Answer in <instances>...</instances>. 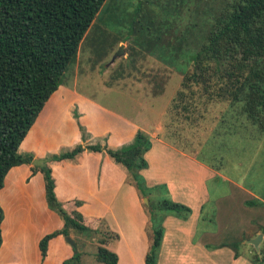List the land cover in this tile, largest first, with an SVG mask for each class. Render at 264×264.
Listing matches in <instances>:
<instances>
[{
    "label": "crops",
    "instance_id": "obj_1",
    "mask_svg": "<svg viewBox=\"0 0 264 264\" xmlns=\"http://www.w3.org/2000/svg\"><path fill=\"white\" fill-rule=\"evenodd\" d=\"M182 100L184 106L185 97ZM215 105L217 104H213V109L221 107ZM229 111L227 107L224 113ZM74 112H77L79 124L90 136L88 143L106 137L107 145L117 148L130 142L138 130L147 133L152 146L145 154L148 167L142 171L146 185L149 188L167 186L173 202L190 208L191 214L187 219L180 222L169 216L164 221L165 234L156 264H173L179 261L184 264H218L213 254L216 241L211 246L208 241L203 240L207 231H203L196 238L198 224L203 221L206 197L201 192L191 191L189 194L197 197V200L189 202L186 199L179 200L176 195L179 188H183L180 190L182 193L195 183L194 170L203 175L199 182L202 188L208 178H223L230 184V195L227 197L231 199V203L227 205L226 202L222 217L230 214L232 207L234 210L238 207L239 211L234 212L232 222L227 218L219 219V223H223L219 233L220 236L222 232L233 236L236 245L244 246L247 253V256H236L233 264H252L250 258L253 253L264 252V210L255 207L256 211L252 212L254 207L248 205L250 200H254L255 206L259 202L264 205V199L249 187L241 185V180L227 179L219 167L216 168L201 159L202 149L207 146L203 142L192 143L190 135L193 124L186 116L183 117L185 126L180 132H173L170 137H160L158 133L163 129L160 127L163 109L158 114V123L154 130L150 131L147 130L144 118L128 119L100 106L95 99L78 91L77 83L74 82L72 87L59 86L51 95L20 144V151L32 153L34 159H44L48 154L57 153L62 148H71L82 143ZM207 122L205 119L200 121L202 128L197 130L199 133L194 140H203L209 135L214 139L213 136L218 135L221 129L214 127L213 123L209 131L204 132L207 130ZM177 124L180 123H175L174 130ZM50 166L57 199L66 205L79 201L80 205L76 210L88 222L92 224L94 220H104L108 228L119 236L117 241L102 244L94 235L69 227L68 233L75 242L77 251H87L89 245L94 252L98 248H104L115 253L118 256L117 264H145V256L150 247L146 236L148 219L142 199L134 186L127 182L126 170L112 163L107 155L92 152H83L76 161L53 163ZM31 167L32 165H20L11 168L0 190V205L4 213L1 223L0 264H62L73 254L72 248L59 236L48 242L46 257L41 260L39 241L46 234L61 229L63 224L47 207L42 174L34 172ZM187 174L190 177H186ZM119 201L123 204V217L116 210L121 206ZM255 222L256 226L253 224ZM259 234L262 235V241L258 253L248 240ZM175 236L180 240L176 241ZM174 243H181L184 248H172Z\"/></svg>",
    "mask_w": 264,
    "mask_h": 264
},
{
    "label": "trees",
    "instance_id": "obj_2",
    "mask_svg": "<svg viewBox=\"0 0 264 264\" xmlns=\"http://www.w3.org/2000/svg\"><path fill=\"white\" fill-rule=\"evenodd\" d=\"M104 5L106 0H0V190L11 168L31 165L34 160L32 153L20 151L19 146L45 103L64 84L81 42ZM203 29H192L191 46L187 49L180 46L186 41L183 33L167 39L148 35L150 44L146 53L182 76L187 75L191 66L190 77L194 81L198 75L203 77L210 70L208 66L213 64V74L219 78L215 83L218 87L209 96L211 101H207L212 104L227 102L230 111L264 133V88L260 85L264 76L255 70L254 80L245 79L240 83L243 72L264 63V0H228L221 8L212 9L203 22ZM225 64L236 68L239 77L221 71ZM222 72L227 74L226 78ZM188 106L181 108L188 110ZM78 117L74 112L77 122ZM78 127L82 143L48 154L44 158L45 167H31L42 174L47 207L63 224L61 229L46 234L39 241L41 260L46 257L48 242L59 236H69V227L94 235L102 244L119 239L104 220L88 222L76 210L79 201L66 205L56 197L50 165L76 161L83 152L105 154L127 171V182L134 186L141 199L148 198L149 208L144 206V209L150 212L151 223L153 214L158 211L172 212L183 220L190 216V208L164 197H156L157 201L152 202L153 192L163 186L149 188L142 175L148 167L145 154L152 146L147 133L138 130L130 142L112 148L107 145L106 137L88 143L90 136L79 122ZM3 218L0 205V248ZM148 229L153 237L145 264H156L163 230L152 225ZM82 257L79 251L73 252L62 264H82ZM91 257L104 264H117L118 261L115 253L104 248H98ZM252 264H264V252L254 254Z\"/></svg>",
    "mask_w": 264,
    "mask_h": 264
},
{
    "label": "rangeland",
    "instance_id": "obj_3",
    "mask_svg": "<svg viewBox=\"0 0 264 264\" xmlns=\"http://www.w3.org/2000/svg\"><path fill=\"white\" fill-rule=\"evenodd\" d=\"M226 2L228 0H106V5L81 42L77 58L66 72L63 86L72 87L76 82L78 91L95 99L100 106L120 113L128 119L144 118L147 130L150 131L154 130L158 123V114L163 109V117L160 120V127L163 129L158 133L160 137H170L173 132H180L185 126L183 117L186 116L193 124V131L190 135L192 143L203 142L204 146H207L202 149L201 159L216 168L219 167L227 179L241 180V185L249 187L264 199V133L261 134L257 127L255 129L245 118L238 117L237 113L234 114V111L225 114L224 111L228 107L227 102L215 105L221 106L219 108H212L213 104L207 100L210 99L212 91L218 87L215 83L219 79L213 74L214 65L210 64L208 66L210 70L204 73L203 77L198 75L199 78L194 81L190 77L191 66L188 67L187 75L182 76L172 68L169 70L164 64L146 53V47L150 44L148 35H158L167 39L176 35L179 37L183 33L186 41H183L180 46L184 49L190 48L192 32L194 30L203 31V22L209 18L212 9H219ZM121 46L123 54L112 61ZM220 69L226 73H233L234 78L239 77L237 69L231 65L225 64ZM255 70L264 76V63L253 67L251 71L243 72L240 83L245 79L254 80ZM223 72L226 78L227 74ZM260 85L264 88V77ZM180 96L185 97V105H190L187 112L181 108L183 100ZM204 119L208 121L207 130L204 132H208L213 123L214 127L221 129L220 133L214 135V139L209 135L203 140L197 137L194 140L199 133L197 130L202 128L200 121ZM235 119H239L240 125L239 121L235 122ZM175 123L180 124H177L174 130ZM110 161L117 165L112 159ZM181 172L183 173V170ZM193 173L196 176L195 183L189 186L188 191L182 193L180 190L183 188H179L176 190V195L179 200L186 199V201L193 202L197 200V197H192L189 192L203 193L206 197V204L203 207V221L198 224L196 238L203 231H207L203 240L208 241L211 246L213 245L211 243L216 241L213 246L215 248L214 260L218 264H233L236 256L243 254L247 256V253L244 251V246L236 245L233 236L228 233L223 234L224 232L220 236L219 233V228L223 227L219 219L227 218L232 222L234 212L239 211L238 207L235 210L232 207L228 217H222L226 202H228L227 205L231 203V199L227 197L230 195V184L223 178H208L204 181L202 188L199 182L203 175L197 174L195 170ZM186 177H190L189 174ZM154 195L151 196L152 202L157 201L156 197L158 199L164 197L165 200L173 201L167 186L157 189ZM142 201V206L149 208V201L148 205L144 203V198ZM61 203L64 204V202ZM248 205L254 207L252 212L256 211L255 207L259 210L261 207L264 210V205L259 202L255 206L254 200H250ZM116 210L118 215L123 217L122 203ZM144 211L148 219L147 229L150 225L155 229L160 227L163 230V236L165 234L164 221L167 217H173L175 221L181 222L182 220L172 212L158 211L153 214L154 219L151 223L149 221L150 212L145 209ZM253 224L256 226L257 222ZM146 236L151 243L153 234L149 229L146 230ZM174 239L180 240L176 236ZM172 248L181 249L184 246L181 243H174ZM79 252L83 255L82 264H98L96 259L91 257L96 253L93 247L88 245L87 251ZM180 257L177 259L180 260ZM173 264H184V262L179 261Z\"/></svg>",
    "mask_w": 264,
    "mask_h": 264
},
{
    "label": "water",
    "instance_id": "obj_4",
    "mask_svg": "<svg viewBox=\"0 0 264 264\" xmlns=\"http://www.w3.org/2000/svg\"><path fill=\"white\" fill-rule=\"evenodd\" d=\"M123 52H124V51H123V48H122V46H121V47L119 48V52L115 54V56L113 57V60H112V61H114V59H115L116 57L122 55ZM31 165H32V166H35V167H40V168H42V167H45V166H46V160H44V159H34V160L32 161V163H31ZM144 203H145L146 205H148V200H147V198H144ZM65 241H66V243H67V244L73 249V252L76 253V252H77L76 244H75V242L72 240V238H70L69 236H67V237H65ZM261 241H262V235L259 234V235H257L255 238L248 240V243L251 244V245L255 248V250L259 253V244L261 243Z\"/></svg>",
    "mask_w": 264,
    "mask_h": 264
}]
</instances>
